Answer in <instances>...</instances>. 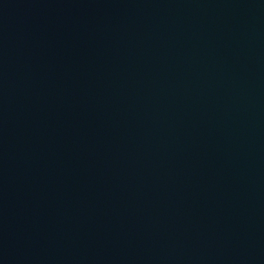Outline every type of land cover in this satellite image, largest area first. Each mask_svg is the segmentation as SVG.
<instances>
[{
	"label": "water",
	"instance_id": "obj_1",
	"mask_svg": "<svg viewBox=\"0 0 264 264\" xmlns=\"http://www.w3.org/2000/svg\"><path fill=\"white\" fill-rule=\"evenodd\" d=\"M0 264H264V0H0Z\"/></svg>",
	"mask_w": 264,
	"mask_h": 264
}]
</instances>
